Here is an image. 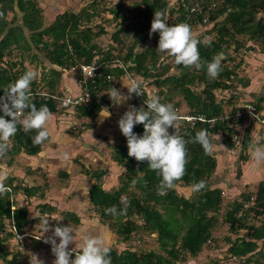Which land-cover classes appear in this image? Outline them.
I'll use <instances>...</instances> for the list:
<instances>
[{
  "label": "trees",
  "instance_id": "obj_1",
  "mask_svg": "<svg viewBox=\"0 0 264 264\" xmlns=\"http://www.w3.org/2000/svg\"><path fill=\"white\" fill-rule=\"evenodd\" d=\"M197 4L198 9L192 12V6ZM136 5L138 9L132 16L120 3L111 9L113 17L120 18L121 25H124L112 34L115 41L123 42L124 32L138 33L140 28L151 27L155 12L163 13L165 18L167 12L173 14L178 11L177 24L186 22L192 28L197 24H213L211 29L197 36L203 40L204 37L213 35L211 46L206 47L203 43L199 45L202 60L211 61L221 51L230 48L239 35L247 36L249 40L260 42L264 46V19L258 17L259 13H264V0H181L177 7L171 9L168 8V0H142ZM95 6V3H85L77 11L65 9L45 24L43 7L39 0H0V13H3L0 17V96L4 94L3 88L6 85L18 79L27 70L22 59L20 61L6 59L12 57L16 49L20 51L21 58L24 56L22 53L31 50L33 45L45 51L46 58L52 66L48 73L40 76V79L45 81L51 90L59 86L62 70L80 67L82 63H91L98 56L102 71L116 76L124 75L127 71L135 73L136 76L145 78L147 89L150 88L152 78L151 89L156 90L161 102L179 107L181 101H184L190 114L204 115L205 120H198L194 125L187 120L182 122L179 131L185 139H190L197 130L207 129L209 133H222L226 137L228 147L233 148L235 140L232 134H240L237 126L244 118L231 117L239 109L238 104L227 114L222 100L217 99L218 89L231 92V97L237 96L234 93L236 87L233 85L236 70L228 65L227 59H221L222 71L218 78L210 80L206 69L185 68L176 65L174 60L159 70L161 58V53L157 51L159 39H156L152 47H146L142 51L135 49L137 43L147 39L141 35L124 53L122 51L116 53L113 46L108 49L101 48L96 39L107 30L103 25H98V29L95 30L92 25L97 15ZM16 11L22 13L23 26L14 24V17L12 20L8 19V13L13 12L15 16ZM25 29L30 32L29 38ZM172 67L177 68L179 73L169 74ZM153 69L157 70L156 73H153ZM110 81L99 79L96 84H91V109L81 107L79 115L94 118L99 116L102 105L96 101V96L99 90L110 87ZM34 85L35 82H32V102L37 108L46 104L52 113L58 112L57 101L38 95ZM199 87L202 89L198 90ZM144 92L143 96L133 94V106L137 108L144 106L146 109L143 98L149 93L147 90ZM175 92H179L182 100L174 99ZM263 100L262 94L257 95L256 100H251L258 105L262 115L264 110L260 103ZM0 115L3 113L0 112ZM92 127L93 125L89 124V128ZM133 131L138 136L142 135L143 125H135ZM35 134V131L25 133L22 127L18 126L17 134L11 138L10 150L5 155L8 157L6 161L8 165H11L13 158L22 151L29 155H36L42 151L43 146L50 140V134L42 145H33L32 137ZM112 146L111 159L125 168L120 175V184L110 190L106 189L101 181L109 170L89 169L82 164V173L94 180L89 188V201L96 211L109 219V227L123 241L130 240L135 232L143 229L156 234L159 249L138 251L125 248L119 251L110 247L111 264H177L186 261L190 256L198 257L205 250V245L208 246V241L221 240L218 214L224 191L221 187H213L212 184L218 167V157L215 154L206 155L199 144H188L187 171L176 185L190 187L193 181L204 180L206 188L193 197L179 193L176 188L168 190L166 195H160L157 189L159 177L149 170L147 161L138 162L128 156L126 138L122 135V142H116ZM247 148L248 145L243 146V149ZM62 175L69 176L65 171ZM18 180L14 175H7L4 183L11 188V192L0 197V260L3 264H27L20 258V252L12 253L6 243L11 237L24 235L25 228L37 220L36 217L30 219L28 205L17 206L13 196L20 190L25 192L28 198L38 196L44 199L46 195L40 185H25ZM134 180L137 181L135 184ZM121 197H126L130 202L127 215L114 217L107 214L105 210L114 205L118 209L122 207ZM249 203L251 205L248 206ZM36 210L44 216L47 213H57L58 208L48 202H40L36 204ZM251 212L264 216V179L259 181L255 196L251 192H243L241 199H234L225 212L224 219L228 226L223 238L228 247L221 253L223 256L224 254L229 256L228 261L231 264L236 258L241 259L240 264H264V217L259 225H248L246 234L239 233L241 228L247 225ZM60 213L66 222L81 223V216L76 212L63 210ZM217 230L216 236L214 234ZM38 248L36 246V249ZM222 257L215 258L213 262L205 261L204 264H224Z\"/></svg>",
  "mask_w": 264,
  "mask_h": 264
},
{
  "label": "rangeland",
  "instance_id": "obj_2",
  "mask_svg": "<svg viewBox=\"0 0 264 264\" xmlns=\"http://www.w3.org/2000/svg\"><path fill=\"white\" fill-rule=\"evenodd\" d=\"M65 0H63L64 2ZM70 1V2H69ZM68 10L78 9L81 7L80 3H95L96 9V17L94 18L92 25H94L95 30L98 29V25H103L107 32L96 39V42L100 45L101 48L108 49L113 46L117 51H122L124 53L126 49L137 41V38L141 35L146 36L147 39L143 42H139L136 44L135 49L136 51H142L146 47H152L156 39H159V33H153L151 37L149 36L150 28H140L138 33L135 32H124L122 33L123 42L119 43L115 41L112 37V34L119 28L124 25H121L120 18L113 17L111 13V9L115 8L117 3H120L124 8L125 11L132 16L134 12L137 11V3H140L142 0H69ZM76 1V2H73ZM94 1V2H93ZM181 0H168L169 6L168 8H175L177 7L178 2ZM62 3V2H61ZM88 5V4H87ZM76 6V8H75ZM143 7V5H142ZM65 8V7H64ZM67 9V8H66ZM178 11L175 13L169 14L166 13L165 20L169 25H174L176 23V17L178 16ZM13 23L17 25L23 26L22 22V13L16 11L14 16L13 12L8 13V19L12 20ZM259 18L264 19V13H259ZM221 20V18L219 19ZM213 24L210 23L208 25H201L197 24L193 26L192 30L195 36H199L205 33V31L211 29ZM26 30L28 38L30 37V32ZM206 37H213L212 34ZM113 48V49H114ZM17 53V54H15ZM24 56L21 58L20 51L17 49L14 51L13 56L10 58H6L8 61H20L22 59L24 61V65H26L28 69H35L39 72V76H43L42 74L48 73L49 68L52 64L46 58L45 51L36 46H32L31 50L25 51L22 53ZM36 55V56H35ZM220 59L225 58L227 59L228 65L233 67L236 70V74L233 80V85L236 87L234 91L236 97H231V92L226 90H217V99L222 100L225 112L229 114L233 107L237 104L241 103L244 99L245 101L249 100H256L257 95L262 94L264 96V46L255 40H249L247 36L239 35L235 38L234 42L230 48H227L224 51L219 53ZM173 59L166 54L161 53V58L158 64L159 70L166 64H171ZM79 67V66H78ZM73 68L67 70L66 79L68 82L73 84L75 87V91L80 89V83L78 81L79 74H80V67ZM60 69V68H58ZM157 70L153 69V73H156ZM133 72V71H131ZM179 70L175 67H172L169 71V74H178ZM135 75V73L133 74ZM64 78V81H65ZM129 76L124 75H112V79L110 81V87L105 88V90H99L96 96V101L101 103L102 110L99 113V118L96 119L92 116H82L78 113H74L73 111L58 109L56 115H52L50 120L59 121L58 116L70 115L73 114V118H70L67 123H65V127L68 135L71 137L70 139L66 140L63 143V146L59 147L58 144L52 147H55V150H59L58 153L54 151H50V148L45 151L47 152L46 156L51 160L50 164H47V168L42 166H37L36 168L32 169L31 165L28 163L26 156L21 157V153L16 155L13 158V162L11 165L6 163L8 157L4 156L0 158V174L7 175H14L18 177V182L27 185H40L42 187L41 190L45 192L44 199L48 201L51 200V203L58 207L57 213H47L44 216H41V212L36 210L34 207L38 201L42 202L44 199L39 197L28 198L26 193L22 190L18 191L14 197L15 201L17 202L16 205H28L30 211V219L35 218L37 219L35 222L30 223L26 228L24 235L11 237L7 243V248L12 252L19 251L20 258L24 260L25 263L29 264L30 253L37 254L38 258L44 260L45 264H52L55 257L51 252V245L45 244L43 242V231H42V218L46 217L49 219L50 226H55L57 224H61L64 226L70 225L73 228L74 234L77 237V242H79V238L82 234H89L95 236H102L107 245L109 247L116 248L118 250H123L125 248H132L138 251H148V250H157L159 249L156 243V234L149 233L144 231L143 229L138 230L135 232L130 240L123 241L121 237H119L113 229L109 227V219L104 218L105 215L101 212L96 211L93 206L86 205L84 200L88 201L86 193H82L78 190V193L75 194L73 197L72 191L68 190L65 192L64 190L68 189L69 187H78L80 183H84L81 181L82 178V164L89 169H108V173L103 176L101 183L103 187L110 190L113 187H118L120 184V175L125 170L122 166H115V169L111 166L109 161V157H111L113 144L116 142H122V133L118 127V120L123 115V113L128 109L129 105L132 104L133 95L130 100L123 104H116L114 103L109 96L107 95L109 89L111 87H115L116 89L120 90L122 93L127 94V88L124 87L128 84ZM35 81H39V85L37 86L40 90L50 91L52 93H59L62 94L64 91L60 90L62 78L59 79V88L51 90L45 81L42 79H36ZM43 83V84H42ZM153 83V79L151 78L150 84ZM154 86V85H152ZM68 87L65 88V94H68ZM202 87H199L198 90H201ZM158 91V89H157ZM231 91V90H230ZM174 95L175 100H182V97L179 95V92H175ZM157 95L158 93L155 92ZM243 100V101H244ZM262 109L264 110V100L260 103ZM180 113H189V108L185 104L184 101H181L179 106ZM63 115V116H65ZM65 119V118H64ZM101 119V121L99 120ZM63 120V119H62ZM77 121L72 124L70 121ZM103 122L101 124L102 127L98 128V131H95L92 128H89V124L96 125L99 122ZM253 125V123L251 122ZM254 125L260 128L259 123H254ZM239 126V125H238ZM237 126V128H238ZM251 126V125H250ZM249 126V127H250ZM248 128V127H247ZM246 127H242L241 129H247ZM88 131L89 135L92 136V140L88 138V135H85L84 138L78 139V135L82 132ZM238 131V130H237ZM243 132V131H242ZM238 133H240L238 131ZM221 136V140L219 143L223 144L226 148H219L213 154L218 157V161L222 162L221 171L218 172L216 170L215 175L212 178L213 187H221L223 189V201L221 204V210L219 211V234L221 236V240L218 242L219 239L213 240L212 242L208 241V246L206 247L210 249H215L213 251V255L210 257L206 255L207 258L198 259L196 257H188L184 262H177V264H204L205 261L213 262L215 258L220 257L222 255L219 252L226 250L228 245L225 243L224 240V233L227 231V224L225 221V212L229 208L230 204L234 201V199H241V195L243 192H251L254 196L257 192V186L259 181L264 178V173L259 178H248L249 180H245L244 178H238V172L242 169L243 163L250 160L252 163L251 165H245V170L247 174L249 172L256 171L258 172L257 168H264V162L257 164L254 160H252L249 148L245 151L242 149L245 143L243 136H238V141H234V147L230 148L227 145L226 137L219 133ZM250 141L252 136L249 137ZM233 143V142H231ZM256 143V142H254ZM262 144V143H257ZM256 145V144H255ZM264 147V145H260ZM58 147V148H57ZM57 148V149H56ZM73 148V149H72ZM241 148V149H240ZM68 149L72 153V157L67 162H62L60 159V153L64 150ZM230 154V156H228ZM227 155V156H225ZM45 156V157H46ZM226 157L223 158V157ZM44 157V156H43ZM228 157V159H227ZM247 157V159H246ZM228 160V161H227ZM109 161V162H108ZM234 163V164H233ZM117 165V164H116ZM3 167V168H2ZM31 167V169H30ZM51 167V168H50ZM71 168L70 173L68 172ZM257 169V170H256ZM65 171L68 173L69 176L65 177L62 175V172ZM89 177V176H87ZM86 177V178H87ZM89 182L91 183L92 178H88ZM86 180V181H88ZM87 184V182H85ZM246 184V185H245ZM175 188L179 193L185 194L188 197L196 196V194L190 193V187H185L184 185H176ZM63 191V192H62ZM58 196V197H56ZM61 196V197H60ZM63 196V197H62ZM75 197H78L79 200H75ZM40 199V200H39ZM88 203V202H87ZM86 205L85 213L80 215L81 216V223L75 224L73 222H66L62 219V214L60 211H72L75 207H82ZM251 205L250 203L248 206ZM79 209V208H78ZM83 209V207H82ZM80 211V210H79ZM262 215L255 214L251 212L249 214V219L247 221V225L245 228H241L240 234H246L248 230L246 227L251 224L259 225L260 222L263 220ZM7 227H9V220L6 221ZM51 235V232L45 233L44 236ZM20 237V238H19ZM42 237V238H41ZM57 242L59 240L57 239ZM215 242V243H214ZM209 245H211L209 248ZM36 246L39 248L36 249ZM224 246V247H223ZM75 247L74 244L69 245V248ZM223 247V249H222ZM204 251V250H203ZM202 251V252H203ZM264 251V249H263ZM220 255V256H219ZM74 258V254L73 257ZM263 258V257H262ZM224 260V264H231L228 261L229 256L224 254L221 258ZM264 259V258H263ZM240 258H236L234 263L232 264H240ZM244 262V261H243ZM0 264L3 262L0 260Z\"/></svg>",
  "mask_w": 264,
  "mask_h": 264
},
{
  "label": "clouds",
  "instance_id": "obj_3",
  "mask_svg": "<svg viewBox=\"0 0 264 264\" xmlns=\"http://www.w3.org/2000/svg\"><path fill=\"white\" fill-rule=\"evenodd\" d=\"M2 16L3 13H0V17ZM153 33H159L157 51L171 57L176 65L194 67L196 70L206 69L210 80L218 78L222 71L220 55L206 61L201 59L199 52L201 43L206 47L211 46L210 37L198 39L191 25L186 22L169 25L161 12L154 13L149 36ZM38 78L39 72L30 68L3 88L4 94L0 96V112L3 113L0 115V158L10 150V141L17 134L18 126L22 127L25 133L35 131L36 134L32 137L33 145H42L49 138L47 124L52 118V112L46 104L37 108L32 102L31 84ZM142 84V80L130 77L128 84L124 86L127 88V94L111 87L107 95L114 103L123 104L130 100L133 94L145 95ZM143 104L146 109L144 106L137 108L129 105L117 123L127 140L128 156L138 162L147 161L149 170L159 177L157 189L160 195H166L168 190L174 189L176 182L185 176L188 144H199L206 155H212L219 148H226L219 143L220 134L209 133L207 129L197 130L194 136L185 139L179 129L182 122L189 118L180 115L173 104L161 102L158 95L148 94ZM138 124L143 125L144 129L143 134L139 136L133 131L134 126ZM170 128L174 129V132L170 133ZM233 139L238 141L236 137ZM248 150L257 164L264 162V147L249 144ZM71 157L72 153L68 149L60 153L62 162L69 161ZM6 178V174H0V197L11 192V188L4 183ZM136 182L134 180L133 184ZM206 186L204 180L193 181L190 193H200ZM120 202L121 208L118 209L114 205L106 209V213L114 217L126 216L130 202L126 197H121ZM42 231L43 242L51 245V252L55 257L52 264H111V248L102 236L82 234L77 242L70 225L57 224L53 227L46 217L42 218ZM48 232H51V235L44 236ZM72 244L75 247L69 248ZM29 255V264H45L37 254Z\"/></svg>",
  "mask_w": 264,
  "mask_h": 264
},
{
  "label": "crops",
  "instance_id": "obj_4",
  "mask_svg": "<svg viewBox=\"0 0 264 264\" xmlns=\"http://www.w3.org/2000/svg\"><path fill=\"white\" fill-rule=\"evenodd\" d=\"M40 1V5L43 7V14H44V22H45V24H48L50 21H52L54 18H55V16H56V14L57 13H59V12H62L63 10H65L66 8L68 9L69 8V5H68V1L69 0H65L64 2H63V0H39ZM62 2V3H61ZM70 2V1H69ZM71 2H72V0H71ZM73 2H76V1H73ZM83 4H85V2L84 3H80V5L82 6ZM65 7V8H64ZM75 8H76V6H75ZM81 8V7H80ZM80 8H78V9H72V10H74V11H77V10H79ZM70 9V8H69ZM26 66V65H25ZM65 72H67L68 73V71L67 70H62V75H61V78H62V83H61V87H60V90L61 91H64V93H65V88H69L68 89V92H66V93H68V94H78L79 93V90L78 91H75V87L73 86V84L71 83V81H70V83L68 82V80L65 78L66 77V75H67V73H65ZM64 78H65V81H64ZM39 80H40V76H39ZM33 82H35V90H40V89H38V87L37 86H40L39 85V81H33ZM43 84V83H42ZM32 85V84H31ZM57 88H59V86L57 87ZM244 100V99H243ZM241 101V103H239L238 105L240 106L241 104H243L244 103V101ZM247 102H251V100H249V101H247ZM247 102H245V103H247ZM244 103V104H245ZM56 113V112H55ZM55 113H52V115H56ZM263 114H264V111H263ZM63 115H65V114H63ZM58 116V119H61L60 120V122L59 121H57V119H56V121H54L53 122V120H50L49 122H48V124H47V128H48V130H49V134H50V140H49V142L48 143H46L44 146H43V149H42V151L40 152V153H38V154H36V155H29V154H27V153H25L24 151H22L21 152V157H24V156H26V159H27V161H28V163L31 165V167H32V169H34V168H36L37 166H44V167H46L47 168V164H50V162H51V160L48 158V156H46L47 154V152H45V151H47L49 148H50V151H56L55 153H58L59 152V150H55V147H52V146H54V145H57L58 144V146L59 147H61V146H63V143L66 141V140H68V139H70L71 137L67 134L68 132L67 131H65L66 130V125H65V123H67L68 121H69V119L70 118H73V114H70V115H65V116ZM65 118V119H64ZM99 118V117H98ZM98 118H96V119H98ZM63 119V120H62ZM100 121H101V119H99ZM72 124H74L75 122H77V121H70ZM99 122V121H98ZM251 122L253 123V125L251 124ZM101 124H103V122L101 123V122H99V123H97L96 125H94V123H92V125H93V130L95 131V133L98 131V128L99 127H102L101 126ZM251 125V126H250ZM250 126V127H249ZM242 127H248L247 129H241ZM238 129L240 130V136H243V139L242 140H244L245 141V143H244V145H248V147H249V144H253V145H255V144H257V143H262L263 145H264V142H263V140H261V138H260V136H259V131H258V127H256L255 125H254V122L253 121H250L249 119H243V121L239 124V126H238ZM243 131V132H242ZM243 134V135H242ZM85 135H88V138H90V140H92L91 138H92V136L91 135H89V133H88V131H84V132H82L80 135H78V139H79V141H80V138H84V136ZM250 136H252V138L253 139H251V141H250ZM64 141V142H63ZM63 142V143H62ZM254 142H256V143H254ZM262 144H260V145H262ZM243 145V146H244ZM58 148V147H57ZM56 148V149H57ZM73 149V148H72ZM241 149V148H240ZM243 149V148H242ZM244 151L246 150V149H243ZM44 156V157H43ZM46 156V157H45ZM225 156H227V155H225ZM223 157V158H225L226 159V157ZM228 156H230V154L228 155ZM110 159H109V161H110V163H111V168L113 167L114 169H115V166H117L118 167V165H116V163L111 159V157H109ZM227 159H228V157H227ZM247 159V158H246ZM108 161V162H109ZM228 161V160H227ZM223 162V161H222ZM222 162H220V161H218V167H217V171L218 172H220L221 171V166H222ZM251 161L250 160H248V161H246L245 163H243V167H242V169L240 170V171H242V173H241V175H240V177H238V178H244L245 180H249L248 178H259V177H261V175L264 173V168H257L256 170L258 171V172H256V171H251V172H249L248 174H247V172H246V170H245V165H247V166H249V165H251ZM234 164V163H233ZM31 167H30V169H31ZM3 168V167H2ZM51 168V167H50ZM119 168V167H118ZM69 171V173H70V171H71V168L70 169H68ZM110 171V170H109ZM239 173V172H238ZM82 174V178H84V179H81V181L82 182H84V183H80V186H74L73 188L72 187H69L68 189H66V190H64L65 192H67L68 190H71L72 191V194H73V197L75 196V194H77L78 193V190L79 191H81V189H82V187H83V189H82V193H86V196H87V198H88V201L86 200H84V203L86 204V205H90V206H93L91 203H90V201H89V188H90V185H91V183H93L94 182V180L92 179V181H91V183L89 182V180H88V178L89 177H87V175L86 174H84V173H81ZM87 177V178H86ZM262 179H264V178H262ZM261 179V180H262ZM86 180H88V181H86ZM85 182H87V184H85ZM246 185V184H245ZM63 192V191H62ZM28 197V196H27ZM34 197H38V196H34ZM56 197H58V196H56ZM61 197V196H60ZM63 197V196H62ZM40 200V199H39ZM75 200H79V198L78 197H75ZM42 202H48L49 204H51V205H54V204H52L51 203V200L50 201H48L47 199H44ZM88 202V203H87ZM38 203H40V201H38L37 202V204ZM86 205H84V206H82L83 207V209H82V207H75V209H72V211L73 212H76L77 214H79V215H82V214H84L85 213V209H86ZM17 206H21V205H17ZM56 206V205H55ZM57 207V206H56ZM94 207V206H93ZM35 209H36V205H35V207H34ZM58 208V207H57ZM79 208V209H78ZM80 210V211H79ZM41 216H43V215H41ZM217 234H218V230L215 232V234L214 235H216L217 236ZM156 238H157V236H156ZM220 240H218V242H219ZM156 243H157V246H158V242L156 241ZM215 243V242H214ZM211 245H209V248H211L210 247ZM224 247V246H223ZM223 247H222V249H223ZM227 249V248H226ZM215 249H208L207 247H206V245H205V250L202 252V254H200L198 257H196V258H198V259H202V258H207L206 257V255H209L210 257L213 255V251H214ZM120 251V250H119ZM219 254L220 255H222V253L221 252H219ZM219 255V256H220ZM223 256V255H222ZM222 256H220V257H222Z\"/></svg>",
  "mask_w": 264,
  "mask_h": 264
},
{
  "label": "built area",
  "instance_id": "obj_5",
  "mask_svg": "<svg viewBox=\"0 0 264 264\" xmlns=\"http://www.w3.org/2000/svg\"><path fill=\"white\" fill-rule=\"evenodd\" d=\"M198 9V4L192 6L191 11L194 12ZM98 56L93 59L91 63L87 64H80V76L78 78V81L80 83V90L78 94H59V93H49L45 90H37V94L40 96H43L45 98H53L57 101V108L58 109H64L73 111L74 113H78L81 109V107H86L88 110L91 109V100H92V92H91V84H96L99 79L101 80H111L112 75L110 73H106L101 70V65L98 63ZM131 78L142 80L143 84V91H148L149 94H155L156 90L147 89L146 87V80L142 76H136L132 73L128 72L126 73ZM143 96V95H142ZM146 98H143V102ZM66 100H70V103H65ZM175 109L178 110L179 114L188 117L189 119H186L187 121L191 122L192 125L196 123L198 120H205L204 115H192L190 113H180L179 107H175ZM233 118H239L243 117L244 119H249L250 121H253L254 123H259L260 128L259 136L261 140L264 142V115L259 110V107L254 102H247L245 104H241L239 109L231 116ZM215 120V119H214ZM185 121V120H184ZM169 132H174V129H169ZM233 137H236L238 139V134L233 133ZM12 209H14V206H12ZM20 236V235H18Z\"/></svg>",
  "mask_w": 264,
  "mask_h": 264
},
{
  "label": "water",
  "instance_id": "obj_6",
  "mask_svg": "<svg viewBox=\"0 0 264 264\" xmlns=\"http://www.w3.org/2000/svg\"><path fill=\"white\" fill-rule=\"evenodd\" d=\"M241 173H242V171L239 170L237 177H240Z\"/></svg>",
  "mask_w": 264,
  "mask_h": 264
}]
</instances>
